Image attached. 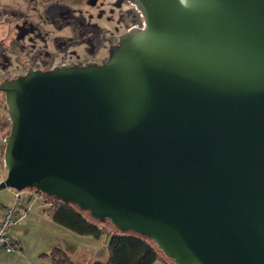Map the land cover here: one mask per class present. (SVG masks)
Wrapping results in <instances>:
<instances>
[{"label": "water", "instance_id": "95a60500", "mask_svg": "<svg viewBox=\"0 0 264 264\" xmlns=\"http://www.w3.org/2000/svg\"><path fill=\"white\" fill-rule=\"evenodd\" d=\"M101 65L2 83L0 190H33L174 264H264V0H131Z\"/></svg>", "mask_w": 264, "mask_h": 264}, {"label": "flooded vegetation", "instance_id": "af4514ba", "mask_svg": "<svg viewBox=\"0 0 264 264\" xmlns=\"http://www.w3.org/2000/svg\"><path fill=\"white\" fill-rule=\"evenodd\" d=\"M142 23L131 0H0V85L30 71L101 65Z\"/></svg>", "mask_w": 264, "mask_h": 264}, {"label": "rangeland", "instance_id": "374dc122", "mask_svg": "<svg viewBox=\"0 0 264 264\" xmlns=\"http://www.w3.org/2000/svg\"><path fill=\"white\" fill-rule=\"evenodd\" d=\"M10 132V121L7 115L6 106L0 109V179L5 178L6 170L3 164L4 155V139ZM13 190H0V211L2 207L10 206L13 201ZM45 205L42 202H36L30 205V213L28 217L21 221L19 230H22L26 236L23 243L25 245L26 259H21V263L32 264L31 259L35 254L46 252L48 249L59 247L66 251L70 260L75 264H84L85 259L97 262L106 261V244L105 237L95 240L91 237L88 239L80 238L72 232H69L60 226L48 221L44 209ZM102 225L111 233L117 235H125L130 233H122L109 222H104ZM16 226V225H15ZM14 227V226H13ZM12 227V228H13ZM11 230V229H10ZM83 255V256H82ZM83 257V258H82ZM89 257V258H87ZM8 258V257H7ZM161 258L166 264H174L173 261L167 259L163 254ZM6 263V262H5ZM41 264H49L48 260H41ZM154 264H162L156 262Z\"/></svg>", "mask_w": 264, "mask_h": 264}, {"label": "trees", "instance_id": "16d2710c", "mask_svg": "<svg viewBox=\"0 0 264 264\" xmlns=\"http://www.w3.org/2000/svg\"><path fill=\"white\" fill-rule=\"evenodd\" d=\"M28 202V198L24 199L25 204ZM38 202H42L45 205L44 212L54 224L78 236H88L95 240L105 237L108 240L106 244V261L95 262L88 259L84 260V264H154L156 262L166 264L161 258L163 253L157 249L152 241L144 237L133 233L125 235L111 234L102 223L92 219L87 212L79 210L78 207L72 204H63L42 194ZM7 207H2V213ZM10 237L15 239L11 235ZM19 243L21 244L20 241ZM21 252L22 245L21 251L17 255H20ZM39 258L41 260H48L49 264H75L70 260L66 251L59 247H55L49 252L41 254Z\"/></svg>", "mask_w": 264, "mask_h": 264}, {"label": "built area", "instance_id": "2783aa9c", "mask_svg": "<svg viewBox=\"0 0 264 264\" xmlns=\"http://www.w3.org/2000/svg\"><path fill=\"white\" fill-rule=\"evenodd\" d=\"M13 198V203L4 209L0 220V254L17 255L20 253L21 244L10 237V229L24 219L30 212V205L38 202L41 194L33 190L14 191ZM26 198L29 200L27 204L24 203Z\"/></svg>", "mask_w": 264, "mask_h": 264}, {"label": "crops", "instance_id": "0c3cea01", "mask_svg": "<svg viewBox=\"0 0 264 264\" xmlns=\"http://www.w3.org/2000/svg\"><path fill=\"white\" fill-rule=\"evenodd\" d=\"M4 179V177L2 179H0V181H2ZM44 209V208H43ZM1 214H2V209L0 211V218H1ZM28 217V216H27ZM48 221H51L48 219ZM19 225H16L14 226L11 230H10V235L19 240L21 242V245H22V252L20 255H5V254H0V264H26V263H21V259H26V256H25V245L23 243L24 239H25V235L24 233L22 232V230H19ZM62 228V227H61ZM64 229V228H63ZM66 230V229H65ZM68 231V230H67ZM70 232V231H69ZM80 238H83V239H88L89 237L88 236H82ZM53 249V248H52ZM52 249H47L46 252H43V253H47L49 252L50 250ZM43 253H40V254H35V256L32 257L31 259V263L32 264H41V259L39 258V256ZM83 256V255H82ZM8 257V258H7ZM83 258V257H82ZM89 258V257H87ZM86 260V259H85ZM6 262V263H5Z\"/></svg>", "mask_w": 264, "mask_h": 264}]
</instances>
